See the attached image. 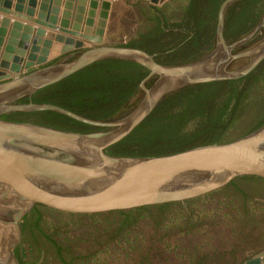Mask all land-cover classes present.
<instances>
[{"label":"water","instance_id":"obj_1","mask_svg":"<svg viewBox=\"0 0 264 264\" xmlns=\"http://www.w3.org/2000/svg\"><path fill=\"white\" fill-rule=\"evenodd\" d=\"M241 1L220 4L213 49L180 65H161L142 50L105 44L107 19L113 9L110 0H16L12 10L0 8V116L53 111L105 130L82 134L0 118V232L5 233L0 264H18L13 250L21 241L20 223L35 206L62 215L96 216L183 204L240 178L264 180V124L228 143L168 155L123 157L106 153L139 127L167 95L187 87L243 78L264 60V39L239 51L262 27L264 14L247 36L231 44L224 39L225 13ZM166 2L160 0L154 6ZM10 3L5 0L4 6L11 7ZM54 41L63 42V46L50 56ZM82 46L86 48L70 61L35 67L45 57ZM36 53L38 60H34ZM240 59L246 63L233 69L232 64ZM104 60L130 62L148 71L140 85L139 103L124 117L92 121L54 105L18 103ZM147 81H152L149 87ZM258 259L246 264H257Z\"/></svg>","mask_w":264,"mask_h":264},{"label":"trees","instance_id":"obj_2","mask_svg":"<svg viewBox=\"0 0 264 264\" xmlns=\"http://www.w3.org/2000/svg\"><path fill=\"white\" fill-rule=\"evenodd\" d=\"M179 1L158 8L139 6L145 24L122 46L154 55V60L161 65L189 63L210 52L214 46L218 9L224 0ZM263 14L264 0H243L231 5L224 18L226 42L231 44L247 36ZM263 39L264 24L245 46L250 48ZM243 64H234L237 66L233 68ZM147 74V70L130 62L100 61L18 103L54 105L92 121H112L128 114L138 104L142 95L138 86ZM151 83L148 82L146 87ZM263 91L264 60L243 78L181 89L167 95L139 127L109 147L106 153L123 157H156L234 141L264 124ZM0 118L82 134L105 131L53 111L12 112ZM243 181H257L264 191V180L246 177L236 179L204 198L126 212L69 216L35 206L20 223L21 241L15 249V256L19 264H32L28 261L34 256L42 257V264L48 261L86 264L98 251L79 252L75 240L84 242V239L95 237L98 242L99 236L104 234L108 242L118 240L117 244L122 241L128 244L127 237H138L145 226L152 225L156 230L166 232L165 237L180 234L183 235L182 242L189 240L192 243L190 264H210L216 250L202 252V248L189 239L190 232L206 226L215 229L225 219L239 221L237 225L244 227L251 220L248 202L253 192L251 188L241 187ZM203 211L210 217H201L198 213ZM241 213L243 216L238 219ZM44 216L53 219L50 225L45 223ZM175 224L177 227L173 228ZM77 230L81 232L79 238L65 237L66 242L60 240V235ZM228 256L229 264H244L237 258L236 246ZM155 257L158 258L147 252L140 255L136 264H152Z\"/></svg>","mask_w":264,"mask_h":264},{"label":"rangeland","instance_id":"obj_3","mask_svg":"<svg viewBox=\"0 0 264 264\" xmlns=\"http://www.w3.org/2000/svg\"><path fill=\"white\" fill-rule=\"evenodd\" d=\"M142 1L151 6L156 5L154 2H160V0H154L152 3L147 0ZM111 2L113 3V9H117L120 12L124 11L126 6H128L126 0H111ZM127 17L129 19L127 33L124 34L123 37L111 41L113 45L127 42L129 34H132L139 27L144 26L146 21L139 9H132L131 14L127 15ZM14 21H12L11 24ZM17 23L21 25L24 24L19 20H17ZM32 38L33 36L28 39L30 43ZM62 55L45 57L44 61L35 64V67L38 68L52 60H57L62 57ZM39 57V54H37L36 57H34V60H38ZM243 63L245 64L246 60H244ZM235 66L237 65H234V67ZM241 184V187L251 188V191L253 192L252 195L250 193L249 196L251 199L248 202V210L250 211L251 220L244 227L237 225L239 224V221L235 222L233 220L230 221L229 219H225L220 227L218 226L215 229L210 227L207 228L206 226L201 229H193L190 232L189 239L192 238L194 245L196 243L197 247L202 248V252L205 250L214 252L216 250V253L210 259V264H229L228 253L233 246H236L238 260H242L244 263L251 260L253 257L264 253V191L261 184L257 181H243ZM198 214H201V217L203 218L210 217L206 211ZM238 216V219H240L243 215L241 213ZM44 217V220L46 221L45 223L50 225L53 219L48 216ZM176 227L177 224L173 226V228ZM62 233H64V231ZM165 233L166 232L164 231L156 230L152 225H148L144 227V230L138 237H136V235L127 237L129 240L128 244L124 241L117 244L118 240L108 242L107 235L104 234L99 236L100 241L98 242H95L94 237L88 238L87 240L84 239V242H77L75 240V243H77L76 247L79 252L98 251L97 255L94 258L89 259L86 264H136L140 255H144L147 252L153 257L158 256V258H154L152 264H190L192 255L189 256V254L193 252L192 243H189V240H184L182 242L183 235L181 236L180 234H177L175 237H165ZM80 234V230L73 231L72 234L60 235V240L66 242L65 240L67 239L65 237L74 240L77 237L79 238ZM3 235H5V233L1 231L0 246L3 242ZM150 246L156 247L155 249L150 250ZM104 249L105 252H102ZM41 258L42 257L37 258L34 256L33 259L28 262H31L32 264H42ZM47 264L60 263L48 261Z\"/></svg>","mask_w":264,"mask_h":264},{"label":"flooded vegetation","instance_id":"obj_4","mask_svg":"<svg viewBox=\"0 0 264 264\" xmlns=\"http://www.w3.org/2000/svg\"><path fill=\"white\" fill-rule=\"evenodd\" d=\"M174 0H169V1H167L165 4H171V2H173ZM182 0H180L179 2H181ZM126 2H127V4H128V6H126V8L127 7H129V8H125V10L124 11H122V12H120L119 10H117V9H112L111 11H110V15H109V18L107 19V24H106V28H105V37H104V42H105V44H108V45H113L112 43H111V41H114V40H116V39H118V38H120V37H123V35L124 34H126L127 33V29L129 28L128 26H129V19H128V17H127V15H129V14H131V12H132V9H138V7L140 6V7H149V6H151V5H149V4H147V3H145V2H143V1H141V0H126ZM175 2H178V0H175ZM184 2V1H183ZM153 6V5H152ZM163 5H161V6H154V7H162ZM262 17V16H261ZM261 19V18H260ZM260 19H259V21H260ZM259 21H258V23H259ZM258 23H257V25H258ZM263 24H264V21H263ZM256 25V26H257ZM255 26V27H256ZM262 27H263V25H262ZM261 27V28H262ZM136 31L137 30H135L132 34H129V38H128V40H130V38L131 37H133L134 35H135V33H136ZM260 42V41H259ZM125 43H127V42H125ZM125 43H122V44H116V45H119V46H122V45H124ZM255 44H257V43H255ZM254 44V45H255ZM87 46L86 47H88V46H90L89 44H86ZM115 45V44H114ZM254 45H252L251 47H253ZM85 46H82L81 48H74V49H72V50H70V51H68V52H66V53H64V55H62V57H60L59 59H57L56 61L55 60H52L51 62H54V63H57V62H60V61H70V60H72V59H74L77 55H79L85 48H86ZM250 47V48H251ZM245 49H249V48H247L245 45H243L241 48H239V51H243V50H245ZM2 51V54L5 52L4 51V49L3 50H1ZM154 58H155V56L154 55H152ZM0 59H1V53H0ZM105 61V60H104ZM243 61H244V59H240V60H237V61H235L233 64H232V68H233V66H234V64H237V63H243ZM51 62H48V63H46V64H44V65H42V66H40V67H45V66H48L49 65V63H51ZM240 67H242V65L240 66ZM240 67H238V68H240ZM88 68V67H87ZM86 69V68H85ZM84 70V69H83ZM148 75V74H147ZM147 77V76H146ZM145 77V78H146ZM144 78V79H145ZM143 79V80H144ZM142 80V81H143ZM142 81H141V83H142ZM148 82H150V81H147L146 82V84L148 83ZM141 83L139 84V86H138V89H139V91L141 92V94H142V91H141V89H140V85H141ZM35 94V93H34ZM141 97H142V95H141ZM139 103V102H138ZM125 116V115H124ZM123 116V117H124ZM119 118H121V117H118L117 119H119ZM116 120V119H115ZM17 248V246L14 248V250H13V253H14V255H15V249ZM16 257V256H15ZM257 257V256H256ZM16 260H17V258H16ZM17 263H18V260H17ZM19 264V263H18Z\"/></svg>","mask_w":264,"mask_h":264},{"label":"crops","instance_id":"obj_5","mask_svg":"<svg viewBox=\"0 0 264 264\" xmlns=\"http://www.w3.org/2000/svg\"><path fill=\"white\" fill-rule=\"evenodd\" d=\"M8 1V0H7ZM11 1V7H7V6H4V2H5V0H0V8H4V9H13V6H14V4L16 3V0H10ZM142 1V0H141ZM24 6H25V3H24ZM158 6V5H157ZM10 31V30H9ZM54 48H52V50H51V54H50V56H52V55H56L57 53H55L56 51H59L60 49H61V47L63 46V42L61 43V42H57V41H54ZM53 50H54V52H53ZM259 256V259H258V261H257V264H264V253H262L261 255H258ZM254 259V257L251 259V260H253ZM250 261V260H249ZM248 262V261H247ZM246 262V263H247ZM246 263H244V264H246Z\"/></svg>","mask_w":264,"mask_h":264},{"label":"built area","instance_id":"obj_6","mask_svg":"<svg viewBox=\"0 0 264 264\" xmlns=\"http://www.w3.org/2000/svg\"><path fill=\"white\" fill-rule=\"evenodd\" d=\"M111 1V0H110Z\"/></svg>","mask_w":264,"mask_h":264}]
</instances>
